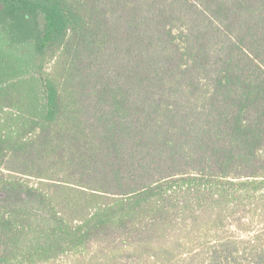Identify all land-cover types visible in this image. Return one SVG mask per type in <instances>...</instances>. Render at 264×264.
I'll return each instance as SVG.
<instances>
[{"label":"trees","instance_id":"trees-1","mask_svg":"<svg viewBox=\"0 0 264 264\" xmlns=\"http://www.w3.org/2000/svg\"><path fill=\"white\" fill-rule=\"evenodd\" d=\"M255 220L264 0H0V264H264Z\"/></svg>","mask_w":264,"mask_h":264},{"label":"rangeland","instance_id":"rangeland-1","mask_svg":"<svg viewBox=\"0 0 264 264\" xmlns=\"http://www.w3.org/2000/svg\"><path fill=\"white\" fill-rule=\"evenodd\" d=\"M24 180L30 185H36L37 182L34 179L30 181H28L27 179ZM220 235L224 236L225 238L241 242V248L248 249V251L250 250V248H252V246H255L257 248H264V222L262 221L255 220L254 222H248L246 227L229 225L220 233ZM198 251H200V249ZM76 259V256L66 254L44 264H74V261ZM204 259V256L191 258V256L188 255V257L185 256L180 259L178 263L204 264Z\"/></svg>","mask_w":264,"mask_h":264}]
</instances>
